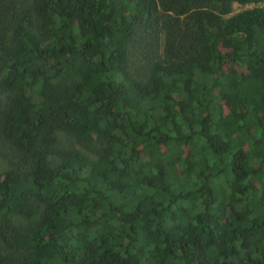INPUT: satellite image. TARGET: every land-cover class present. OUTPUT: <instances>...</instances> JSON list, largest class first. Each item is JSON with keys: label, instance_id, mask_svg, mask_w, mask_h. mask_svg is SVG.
Returning <instances> with one entry per match:
<instances>
[{"label": "trees", "instance_id": "1", "mask_svg": "<svg viewBox=\"0 0 264 264\" xmlns=\"http://www.w3.org/2000/svg\"><path fill=\"white\" fill-rule=\"evenodd\" d=\"M261 1L0 0V264H264Z\"/></svg>", "mask_w": 264, "mask_h": 264}, {"label": "rangeland", "instance_id": "2", "mask_svg": "<svg viewBox=\"0 0 264 264\" xmlns=\"http://www.w3.org/2000/svg\"><path fill=\"white\" fill-rule=\"evenodd\" d=\"M254 6H263L264 7V1H261L259 3L256 4H238V3H232L231 5V13L243 10V9H247V8H251ZM60 138L62 137L61 135H59ZM6 168V162L5 160L0 156V173Z\"/></svg>", "mask_w": 264, "mask_h": 264}]
</instances>
